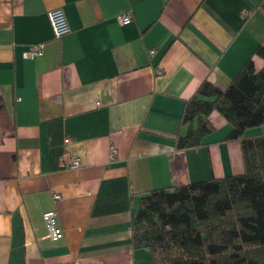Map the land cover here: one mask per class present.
I'll list each match as a JSON object with an SVG mask.
<instances>
[{"label": "crops", "instance_id": "1", "mask_svg": "<svg viewBox=\"0 0 264 264\" xmlns=\"http://www.w3.org/2000/svg\"><path fill=\"white\" fill-rule=\"evenodd\" d=\"M54 9L70 28L60 39ZM260 44L264 0H0V264H148L131 245L141 195L243 172L217 112L205 146L174 145L200 83L225 90L251 57L260 70ZM34 45L41 55L25 58ZM65 152L79 169L60 167Z\"/></svg>", "mask_w": 264, "mask_h": 264}, {"label": "trees", "instance_id": "2", "mask_svg": "<svg viewBox=\"0 0 264 264\" xmlns=\"http://www.w3.org/2000/svg\"><path fill=\"white\" fill-rule=\"evenodd\" d=\"M249 58L225 90L208 80L185 102L176 150L205 146L214 132L209 120L220 114L238 142L243 172L154 189L141 195L131 217V245L145 248L148 264H264V44ZM252 129L258 134L247 135Z\"/></svg>", "mask_w": 264, "mask_h": 264}, {"label": "built area", "instance_id": "3", "mask_svg": "<svg viewBox=\"0 0 264 264\" xmlns=\"http://www.w3.org/2000/svg\"><path fill=\"white\" fill-rule=\"evenodd\" d=\"M250 14L248 12H242L243 18L248 17ZM48 19L50 23V27L52 30L53 37L55 39H60L64 35L70 32V28L68 26L65 14L62 9H54L49 11ZM118 22L121 25L127 24L131 21L130 13H123L117 18ZM150 54H153V51H150ZM41 55L40 46L34 45L28 47L27 51L24 52L25 58H35ZM162 71L158 70L156 72L157 75L161 74ZM66 143H69L70 140L66 139ZM117 150L114 145L109 146L108 151V159L113 162L116 158ZM60 167H63L67 170H77L81 167V163L79 158L71 156L69 153L65 152L58 159ZM59 195H53V200H58ZM42 221L44 228L46 230L49 241L52 243L58 242L64 236L63 230L58 224L57 212L55 210H48L42 214Z\"/></svg>", "mask_w": 264, "mask_h": 264}]
</instances>
